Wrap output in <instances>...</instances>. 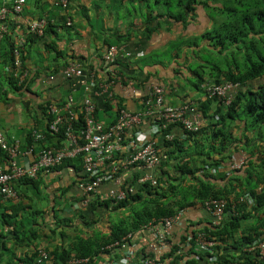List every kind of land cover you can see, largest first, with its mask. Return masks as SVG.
Masks as SVG:
<instances>
[{
  "label": "trees",
  "instance_id": "trees-1",
  "mask_svg": "<svg viewBox=\"0 0 264 264\" xmlns=\"http://www.w3.org/2000/svg\"><path fill=\"white\" fill-rule=\"evenodd\" d=\"M139 1L147 2L148 0ZM156 1L157 4H161L162 9L166 10V13H158L157 17L168 16L181 21L193 20L199 7L203 9V13L211 22L209 30L202 37L205 40L204 47L198 52H193L190 57L197 63L193 71L190 70L194 76L192 85L200 92L203 100L198 101L197 104L186 101L176 105L188 106L193 113L200 116L201 125L197 131H189L183 129L180 122H175L168 124L159 137L155 138L161 154L160 166L151 170L156 184L149 182L139 184L137 176L135 181L128 185L133 189L132 191H128L129 188H124L127 186L123 185L122 189L126 193L124 199H118L113 195L101 198L97 196V190L86 195L81 194L79 203L84 207L89 206L92 214L95 215L98 211L109 215L105 220L108 232H101L98 225L92 228L96 223L99 224L100 219L89 223L86 221L83 209H74L73 215L83 225L89 227V234L85 237H75L70 245L63 249L57 248L50 253L44 251L47 258L41 259L40 262V253L43 251H36L34 264H65L73 258H87L90 264H103L119 261L128 255H131L129 264H143L148 259L155 260L156 264H202L205 261L216 264H232L235 261L245 264H264V259L260 258L257 249H248L255 242L264 241V0ZM70 2L65 9L59 8L66 12ZM12 3L5 6L10 7ZM23 9L19 14L9 15L8 31L0 39V41H8L12 63L14 62L13 50L16 48L20 52L23 64L21 52L26 40L23 39L20 46L15 45V42L21 38L10 39L9 21L12 16L20 15ZM65 16L69 15L65 14ZM68 21L70 20L67 18L66 25L70 26L71 21L70 25L67 24ZM50 27H52L50 20H46L44 34ZM155 29L156 27L149 28L148 31L151 33ZM188 44L195 47L198 45L196 41ZM110 47L108 46L106 52ZM46 50L54 51L57 57L62 58V54L56 51L54 44H47ZM102 56L99 69L104 73ZM72 63L74 64L70 60H65L63 66L68 67ZM81 65L83 69L85 65ZM119 71L123 73L121 69ZM123 75L128 80H134L124 73ZM138 77L135 73V87L137 90L146 92V95L148 88L144 89L142 86L146 84L147 78ZM6 80L15 90L27 88L26 85L30 81L26 79L23 84L18 85L17 79L9 72L6 73ZM225 85L236 87V92L228 104H225L224 99L218 96H207L208 87ZM160 87H163L166 92L164 86ZM91 88L94 90L97 87L92 85ZM81 89L82 99L78 104L74 101L78 116L73 124L78 134L83 128V115L79 113L78 107L86 95L85 87L82 86ZM145 95H142L139 101ZM116 97L118 99L115 102L107 100L103 103L106 113L111 111L112 102L116 105V112L112 115L114 118L105 122L107 126L116 122L117 112L123 108L121 99ZM66 101L57 105L62 107ZM92 101L94 102L93 98ZM49 105L45 108L46 121H43V131H34L43 138L34 140L33 133H30L23 147L25 151H32L35 144L41 145L42 142H46L48 146H41L40 151L66 147L62 144L65 141V124L60 127L58 134H51L47 131L51 120L47 114ZM98 113L96 111L95 115L100 120ZM166 133H173V140H166L163 136ZM237 154L245 155V158L241 159V165L236 169V165L240 163L238 162L226 171L223 164L233 163ZM1 155L7 163L6 154L1 152ZM170 165H172L171 169ZM163 167H169V171H163ZM60 170H66L72 174L73 180L68 186L70 189L75 186L78 188L77 185L80 182L89 181L82 167V154L73 159H64L49 172L57 173ZM40 173L43 171L38 175ZM32 180L25 178L18 181ZM219 181L223 182V185L219 184ZM246 198H251L252 204H249ZM218 199L225 200L227 204L226 217L221 225L214 226L213 218L208 211L211 216L208 226L192 231V234L184 236L174 245L170 244L165 254L157 256L159 253L155 251L156 249L150 252L144 249L135 252L133 243H131L134 233L162 226L165 219L176 218L178 214L182 215L187 208L196 205L206 210L205 202ZM84 200H88L87 205H83ZM110 213H118L119 216L115 220H110ZM57 220L60 222L58 227L62 224L67 226L70 223L69 218ZM17 225L19 228L24 226L22 221H19ZM200 233L206 239L213 240L215 246L210 250L197 248L196 241ZM31 234L32 240L30 237L18 236L17 241H35L37 238H34V232ZM59 236L63 239L65 234L61 232ZM123 244L126 246L121 247ZM227 248L239 252L238 257L240 256L241 260H219V252ZM104 256L107 258L104 259ZM215 257L216 260L211 261Z\"/></svg>",
  "mask_w": 264,
  "mask_h": 264
},
{
  "label": "crops",
  "instance_id": "crops-1",
  "mask_svg": "<svg viewBox=\"0 0 264 264\" xmlns=\"http://www.w3.org/2000/svg\"><path fill=\"white\" fill-rule=\"evenodd\" d=\"M152 1L153 6L150 5V0H71L65 12L55 4V0H25L23 12L12 16L9 21V37L12 40H26L21 53L23 65L30 72L27 88L15 90L7 83L6 73L12 65L11 52L8 41H0V131L7 141L10 144L19 142L20 149L24 152L28 135L34 131H43L46 105L62 104L68 96H72L76 104L82 99L83 91L77 80L69 81L62 74L65 60L85 65L84 76L94 73L96 81L106 78L99 67L100 58L108 46L117 47L118 66L127 77L134 81L135 73L140 78L146 77L147 82L142 86L144 89L164 86L166 104L176 106L186 101L197 104L203 100L200 92L192 85L194 76L190 70L193 71L197 63L190 57L193 52L204 47L205 40L202 37L209 30L211 22L199 7L193 20L157 17L162 7L156 0ZM12 2L14 0H0V5H9ZM65 14L69 16L66 17ZM41 18L50 20L52 27L42 37L29 34V21ZM67 18L71 21L70 26L66 25ZM153 27L156 29L150 33L148 29ZM195 41L198 47L188 44ZM47 44H54L62 58L57 57L54 51L46 50ZM113 90L121 99L123 108L129 111L139 110V98L146 93L137 90L133 94L130 90L123 91L117 86ZM92 98L100 120L104 123L112 120L116 105L112 102L111 111L106 113L103 103L113 100L104 99L99 94L92 95ZM147 126L148 123H143L142 130L147 131ZM132 135L133 130H129L128 136ZM41 146L48 144H35L33 152L28 155L30 160L35 158ZM1 152L0 165L6 170L7 163ZM242 158L245 155H235L233 163L223 164L225 170L229 171ZM171 167L172 165L170 169ZM168 169L169 167L162 168L163 171H169ZM142 176L151 177L152 171L140 167L132 168L122 173L119 178L123 185L128 186L135 181V177ZM72 177L66 170L57 173L43 172L32 181L14 182L19 195L15 202L10 203L0 198V264H34L36 251L50 253L57 248L68 247L77 236H87L90 229L73 215L74 209H83L89 223L100 219L99 224L96 223L92 228L98 225L101 232H108L105 220L109 215L98 211L94 215L89 206L84 207L79 203L81 191L76 186L68 188ZM219 184L223 185V182L219 181ZM115 189L113 183H105L97 189V196L107 198ZM67 218L70 223L58 227L60 222L57 219ZM19 221L23 222L22 228L17 225ZM210 222L211 216L202 206L187 208L171 228L168 240L174 245L184 236L192 234V231L208 226ZM31 232L37 238L33 242ZM61 232L65 234L63 239L59 236ZM161 232L160 225L134 233L131 243L135 252L142 249L153 251L157 235ZM18 236L30 237L31 240L18 242ZM166 252L168 248L157 252V256ZM238 254L239 252L227 248L219 252V260H241ZM202 264L216 263L205 261Z\"/></svg>",
  "mask_w": 264,
  "mask_h": 264
},
{
  "label": "built area",
  "instance_id": "built-area-1",
  "mask_svg": "<svg viewBox=\"0 0 264 264\" xmlns=\"http://www.w3.org/2000/svg\"><path fill=\"white\" fill-rule=\"evenodd\" d=\"M70 0H56L55 4L61 9H65ZM25 0H15L12 5H0V39L8 31L7 19L10 14H19L24 6ZM70 25V21L67 22ZM46 26V20H36L28 24V32L35 36H42ZM23 39L17 40L15 45L20 46ZM117 49L111 46L102 56L103 69L106 75L104 81L94 79V73L84 76V71L78 64H71L62 70L66 79H76L79 85L85 87L86 95L79 108V113L83 115V128L80 133H76L73 122L78 116L75 111L74 99L68 96L64 106L50 104L48 106V117H51L48 123L47 131L51 134H58L60 127L65 124L64 144L62 149L41 150L37 157L30 160L29 151H21L19 142L10 144L3 133L0 131V150L6 154L7 169L4 170L0 165V198L10 202L18 199L13 183L21 179H35L39 172H49V170L64 159H73L82 154V167L88 175L87 182H80L77 186L82 195L95 192L101 185L111 182L116 186L111 195L118 199L125 198V190L122 189L123 183L119 176L132 168L140 167L142 169L155 170L160 166L161 154L157 147L155 138L163 132L168 124L180 122L183 129L197 131L201 125L200 116L193 113L186 105L170 106L165 103V89L160 86H151L148 88L145 97L140 99L141 108L138 111H129L121 108L117 112V120L114 124L107 126L104 122L96 118V104L92 101V95L99 94L104 99L117 101L114 87L125 91L130 90L133 94L137 91L134 80H128L123 73L119 71ZM14 62L7 71L17 79L18 85L23 84L29 76V71L23 66L20 58V52L16 48L13 50ZM84 76V77H83ZM107 80V81H106ZM75 82V83H76ZM74 83V84H75ZM92 85L97 88L92 90ZM208 97L218 96L223 98L225 104L236 92V87L232 85L210 86L207 88ZM116 94V95H115ZM143 123H148L147 131L142 130ZM133 130L134 135L128 136V131ZM168 141L173 140V133L163 135ZM43 137L33 132V139L39 140ZM154 138V139H153ZM241 161L236 165V169L241 165ZM72 172V170H70ZM149 182L156 184L153 176H142L138 183ZM124 188H129L124 187ZM129 188L128 191H132ZM249 204H252L251 198H246ZM88 200L83 201L87 205ZM225 200H212L205 202L204 206L210 212L214 226L221 225L226 214ZM181 218V213L176 218H168L163 221L162 232L157 235V252L164 248H169V232L173 225ZM126 246L123 244L121 247ZM196 246L199 249L210 250L215 246L213 240H208L200 233L197 236ZM249 250L257 249L260 258L264 259V241L255 242ZM131 255L119 260L110 261L103 264H129ZM47 254L40 253V260H45ZM216 260V257L211 261ZM65 264H90L87 258H73ZM102 264V263H99ZM143 264H156L155 260L148 259ZM232 264H245L235 261Z\"/></svg>",
  "mask_w": 264,
  "mask_h": 264
},
{
  "label": "rangeland",
  "instance_id": "rangeland-1",
  "mask_svg": "<svg viewBox=\"0 0 264 264\" xmlns=\"http://www.w3.org/2000/svg\"><path fill=\"white\" fill-rule=\"evenodd\" d=\"M150 5L151 6H153V1L152 0H150ZM160 7H162V6H160ZM174 7V6H173ZM160 11L163 13H166V10L165 9H160ZM116 49H117V47H116ZM119 216V214L118 213H112V214H110V217H109V219L110 220H115V219H117V217Z\"/></svg>",
  "mask_w": 264,
  "mask_h": 264
}]
</instances>
